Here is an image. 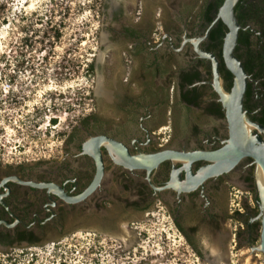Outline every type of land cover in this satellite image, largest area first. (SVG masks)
<instances>
[{
  "label": "flooded vegetation",
  "instance_id": "obj_1",
  "mask_svg": "<svg viewBox=\"0 0 264 264\" xmlns=\"http://www.w3.org/2000/svg\"><path fill=\"white\" fill-rule=\"evenodd\" d=\"M157 1L145 0L133 24L120 28V41L108 49L113 62L106 64L108 69L118 67L117 78L111 74L107 85L101 84L103 94L93 91V102L99 95L103 103L95 102L75 124L66 140L71 147L62 151L59 160L36 172L21 163L0 166V250L36 247L45 239L88 230L114 235L121 226L129 228L128 220L141 216L151 205L165 206L172 225L198 254V243L208 253L209 247L216 249L206 258L209 264L224 262L229 249L241 246L251 251L259 245L260 204L252 159H242L227 172H212L214 162L191 156L216 152L228 140L225 112L212 85V64L195 53L190 43L205 35L216 14L207 25L203 12L218 0H171L168 6L179 29L168 27L164 18L159 20L160 36L156 17L157 13L162 17L166 5ZM153 9L158 11L152 20ZM246 28L259 34L253 23ZM51 39H58L56 31ZM207 39L200 42V48L211 52ZM211 53L226 88L222 56ZM248 76L243 108L248 119L264 128L260 122L264 74ZM103 104L109 112L100 116ZM258 135L264 142V133ZM97 136L122 144L130 157L148 164L150 157L165 158L150 171L129 169L123 165L121 152L102 146L99 185L82 200L67 202L65 198H79L94 181L96 161L92 151L85 152L82 146ZM239 189L251 197L236 202ZM99 249L92 246L86 253L92 264L103 263L98 259ZM112 253L110 264H119L120 252ZM218 254L222 261L216 259Z\"/></svg>",
  "mask_w": 264,
  "mask_h": 264
},
{
  "label": "rangeland",
  "instance_id": "obj_2",
  "mask_svg": "<svg viewBox=\"0 0 264 264\" xmlns=\"http://www.w3.org/2000/svg\"><path fill=\"white\" fill-rule=\"evenodd\" d=\"M170 1L162 0L166 12L157 21L167 19L168 27L176 30L179 24L168 6ZM113 2L121 7L111 21ZM144 4L145 0H0L1 167L21 163L36 172L50 167L71 147L66 140L72 128L89 114L95 102L99 106L103 103L99 95L93 102V91L103 94L102 87L111 74L114 79L118 75V67L108 69L106 65L113 61L105 38L116 45L113 26L120 20L132 25ZM157 11L151 10L152 20ZM55 31L58 39L52 40ZM89 65H95L94 70ZM98 112L104 116L109 111L103 104ZM236 195V202L251 197L242 189ZM128 226L136 238L128 248L118 235L88 230L45 239L36 247L0 250V264H61L64 252L66 264H92L86 256L92 246H100L98 259L102 264L114 261L112 251L120 252L119 264H209L206 258L214 253L210 247L209 253L204 251L200 243L204 259L193 250L172 225L163 205H151L141 216L128 220ZM202 243L208 245L204 240ZM246 259L248 264H263L259 252L241 246L229 249L221 264H244Z\"/></svg>",
  "mask_w": 264,
  "mask_h": 264
},
{
  "label": "water",
  "instance_id": "obj_3",
  "mask_svg": "<svg viewBox=\"0 0 264 264\" xmlns=\"http://www.w3.org/2000/svg\"><path fill=\"white\" fill-rule=\"evenodd\" d=\"M238 2L239 0H224L217 10L215 19L207 28L205 35L201 38L190 40L193 51L201 58L209 60L212 64V85L224 109L228 129V140L223 148L213 153H202L199 156H196L197 154L193 156L192 154L191 156L193 160L205 159L214 162L211 168L212 172L216 170L227 172L233 169L242 159H252L255 164V180L260 204V234L259 245L256 248H252L251 251L259 252L262 255V262L264 264V184L261 183L257 176L259 169L264 181V142L258 135L259 133H264V128L248 119L246 111L243 108V99L249 76L246 74L241 61L234 53L238 45L239 32L243 29L238 23L234 12V8ZM218 21L227 30L222 42L221 56L226 70L233 78L230 90H227L222 83L217 59L211 52L203 51L200 48V42L208 37L209 31ZM246 126L252 127V130L247 131ZM102 146L112 147L116 150L117 154L121 152L123 165L129 169H146L150 171L157 162L165 158V156L160 155L150 157L148 164L130 157L127 149L122 144L108 137H91L83 144L82 148L85 152L92 151V156L96 161V176L90 187L79 198H65L67 202L74 203L82 200L99 185L103 175V164L100 154ZM261 186H263L262 192Z\"/></svg>",
  "mask_w": 264,
  "mask_h": 264
},
{
  "label": "trees",
  "instance_id": "obj_4",
  "mask_svg": "<svg viewBox=\"0 0 264 264\" xmlns=\"http://www.w3.org/2000/svg\"><path fill=\"white\" fill-rule=\"evenodd\" d=\"M223 0H218L215 5H210L204 12L203 17L206 24L209 25L213 16L222 5ZM213 11V13H212ZM236 19L243 28L239 32L238 45L235 48V56L241 61L246 74L254 73V77H262L264 74V0H239L234 8ZM248 23H253L256 27V36L254 31L246 28ZM226 27L218 21L216 25L209 32L208 36V50L215 53L217 57H221V47ZM255 37L254 41L252 38ZM92 70V65H89ZM223 73L224 83L226 88L230 89L232 84V76L226 69H221ZM262 118L260 122L264 123V105L262 107ZM52 123H55L52 120Z\"/></svg>",
  "mask_w": 264,
  "mask_h": 264
},
{
  "label": "bare ground",
  "instance_id": "obj_5",
  "mask_svg": "<svg viewBox=\"0 0 264 264\" xmlns=\"http://www.w3.org/2000/svg\"><path fill=\"white\" fill-rule=\"evenodd\" d=\"M98 84H99V82H98ZM99 88L100 87H98V90H100ZM246 130L247 131H250V130H252V127L246 126ZM257 176L260 179L261 183L264 184L263 177H262L261 171L259 169H258V172H257ZM262 191H263V186H261V192ZM115 235H118L119 240H121L123 242V244H124V246L126 248L130 247L133 244V242L135 241V239H136L135 236H134V233L132 231L127 230L125 226H121L119 228V233H116ZM215 250L213 252H215ZM216 259L218 261H222L223 260V257H222V255L218 254L217 257H216ZM244 264H248V259H246L244 261Z\"/></svg>",
  "mask_w": 264,
  "mask_h": 264
},
{
  "label": "crops",
  "instance_id": "obj_6",
  "mask_svg": "<svg viewBox=\"0 0 264 264\" xmlns=\"http://www.w3.org/2000/svg\"><path fill=\"white\" fill-rule=\"evenodd\" d=\"M152 1H154V0H152ZM114 3V2H113ZM157 3H162V0H158L157 1ZM165 4V3H164ZM122 5L123 6H126V2H122ZM166 5V4H165ZM119 7H121L120 6V4L118 3V4H116V3H114L113 4V6H111L110 7V9L111 10H113V14H110L109 16H110V20L112 21V18L114 17V15H116V14H118V13H116V10H118L119 9ZM145 8H146V6H145ZM123 9V8H122ZM121 9V10H122ZM160 10H161V8H159ZM112 13V12H111ZM118 19H119V17H117ZM123 25H125L124 23H122V21L120 20L119 21V24H115V26H113V34L115 35V37L113 38V41H115L116 40V44H117V42L118 41H120V39H119V30H120V28L123 26ZM108 41V42H107ZM106 42V43H105ZM105 44H107L108 45V49H110V48H115V44L114 43H112V42H110L108 39H107V37L105 38ZM110 42V43H109Z\"/></svg>",
  "mask_w": 264,
  "mask_h": 264
},
{
  "label": "built area",
  "instance_id": "obj_7",
  "mask_svg": "<svg viewBox=\"0 0 264 264\" xmlns=\"http://www.w3.org/2000/svg\"><path fill=\"white\" fill-rule=\"evenodd\" d=\"M137 11H138V12H136V14H138L140 10L138 9ZM158 15H159V13H157V17H156V18H159ZM157 20H158V19H157ZM157 20H156V27L158 28V31H159V30H160V23H159V21H157ZM158 31H157V35H158ZM48 122H49V121H48Z\"/></svg>",
  "mask_w": 264,
  "mask_h": 264
},
{
  "label": "clouds",
  "instance_id": "obj_8",
  "mask_svg": "<svg viewBox=\"0 0 264 264\" xmlns=\"http://www.w3.org/2000/svg\"><path fill=\"white\" fill-rule=\"evenodd\" d=\"M63 256H62V260H67L68 258H67V254L64 252V254H62Z\"/></svg>",
  "mask_w": 264,
  "mask_h": 264
}]
</instances>
